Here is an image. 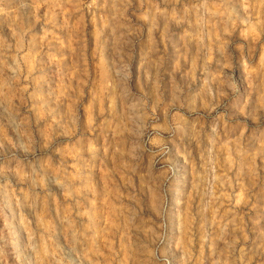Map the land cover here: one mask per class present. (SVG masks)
Segmentation results:
<instances>
[{
    "label": "rangeland",
    "instance_id": "obj_1",
    "mask_svg": "<svg viewBox=\"0 0 264 264\" xmlns=\"http://www.w3.org/2000/svg\"><path fill=\"white\" fill-rule=\"evenodd\" d=\"M0 264H264V0H0Z\"/></svg>",
    "mask_w": 264,
    "mask_h": 264
}]
</instances>
